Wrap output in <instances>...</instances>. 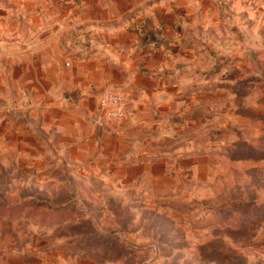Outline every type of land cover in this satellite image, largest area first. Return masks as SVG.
<instances>
[{"label":"rangeland","instance_id":"1","mask_svg":"<svg viewBox=\"0 0 264 264\" xmlns=\"http://www.w3.org/2000/svg\"><path fill=\"white\" fill-rule=\"evenodd\" d=\"M48 2L0 0V40L41 24ZM247 19L196 35L155 78L175 103L138 166L99 172L69 162L55 129L0 121V264H264V19ZM36 59L7 74L19 95L52 74Z\"/></svg>","mask_w":264,"mask_h":264},{"label":"crops","instance_id":"2","mask_svg":"<svg viewBox=\"0 0 264 264\" xmlns=\"http://www.w3.org/2000/svg\"><path fill=\"white\" fill-rule=\"evenodd\" d=\"M48 1L41 24L27 23L12 43L0 40V61L10 63L9 70L0 64V93L15 96L9 111L1 109L0 121L55 129L69 162L87 157V166L99 172H109L123 157L138 166L150 153L148 135L159 131L162 111L175 103V90L155 78L192 55L191 40L224 27L228 18L264 19V0ZM33 14L27 6L26 16ZM35 31L40 38H33ZM21 56L32 72L35 57L52 70L38 96L19 95L17 84L9 85L7 74H17ZM112 88L128 95L127 113L120 122L99 125L98 96Z\"/></svg>","mask_w":264,"mask_h":264},{"label":"built area","instance_id":"3","mask_svg":"<svg viewBox=\"0 0 264 264\" xmlns=\"http://www.w3.org/2000/svg\"><path fill=\"white\" fill-rule=\"evenodd\" d=\"M128 95L119 89H106L97 99L101 118L106 122H120L127 113Z\"/></svg>","mask_w":264,"mask_h":264}]
</instances>
